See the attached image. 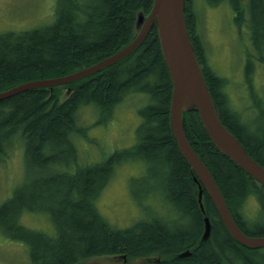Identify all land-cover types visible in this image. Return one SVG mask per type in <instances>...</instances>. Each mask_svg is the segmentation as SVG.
I'll list each match as a JSON object with an SVG mask.
<instances>
[{
	"label": "trees",
	"instance_id": "1",
	"mask_svg": "<svg viewBox=\"0 0 264 264\" xmlns=\"http://www.w3.org/2000/svg\"><path fill=\"white\" fill-rule=\"evenodd\" d=\"M192 1L184 3L188 34L220 120L264 167L263 116L257 114L247 122L234 110L226 93L227 81L206 64L205 48L196 31L197 15L190 8ZM224 1L236 12L235 25L240 28L245 21L250 32L256 54L246 51L243 83L254 95L248 81L256 74L257 65H264L260 46L264 40V0H250L244 9L239 0H207L209 5ZM151 6L152 0H56L49 25L0 34V90L67 75L114 54L134 37L137 14H148ZM72 16L77 22H72ZM59 88L70 92L59 99ZM133 90L149 100L138 111L141 123L134 145L99 163H81L73 142L84 131L77 122L78 109L90 105L99 116L97 123L106 125L115 106ZM170 95L171 84L153 25L134 53L92 76L0 100V162L9 159L16 145L23 147L26 174L25 181L0 205V233L24 247L30 264H80L101 256L124 259L121 264H234L233 258L242 264H264L261 250L239 246L228 236L204 190L201 202L212 227L209 240L197 241L203 228L198 187L170 133ZM253 98L258 109L255 95ZM182 124L192 149L219 184L232 218L246 235L264 237V187L215 149L196 112L184 113ZM143 154L164 165V173L153 178L159 184L152 183L149 197H160L164 214L170 215L162 216L141 203L142 219L117 228L100 214L96 201L115 167ZM249 196L259 207V222L249 225L256 227L252 232L241 211ZM34 212L46 217L48 229L38 231L21 224L24 214ZM186 219L192 220L190 225ZM219 232L223 243L214 248ZM185 250L190 254L179 257Z\"/></svg>",
	"mask_w": 264,
	"mask_h": 264
},
{
	"label": "rangeland",
	"instance_id": "2",
	"mask_svg": "<svg viewBox=\"0 0 264 264\" xmlns=\"http://www.w3.org/2000/svg\"><path fill=\"white\" fill-rule=\"evenodd\" d=\"M55 5L56 0H0V34L49 25L54 18ZM190 8L197 15L196 31L205 48L206 64L215 75L227 81L226 93L229 94L234 110L243 121L252 122L257 114H262L264 119V65H257L256 74L248 81L249 86L253 85L258 109L253 103L254 95L246 91L248 86L243 83L246 81V51L256 54L247 27L238 28L235 25L232 19L233 7L227 1L209 5L207 0H193ZM260 46L264 54V40L260 42ZM57 92L61 99L65 89L59 88ZM148 101L147 95L133 90L115 106L112 112L115 116L106 125L97 123L100 121L99 116L90 105L79 108L77 122L84 131L82 136L74 137L73 142L80 152L81 163H99L110 154L134 145L137 128L141 123L138 111ZM17 147L16 145L9 159L3 161L5 163L0 162V205L11 196L13 189L25 181L23 147ZM163 166V163H153L150 156L144 154L130 161L122 160L96 201L100 214L117 228H127L144 215L139 206L141 203L157 210L162 216H169L170 214H164L160 197H149L154 186L152 183L156 181L153 178L164 173ZM167 203L170 210L172 207ZM258 209L255 198L249 196L241 209L248 225L259 222ZM41 215L43 214L40 212L26 213L20 222L26 228L45 231L49 223ZM191 221L186 219L187 224L190 222L189 225ZM250 227L251 232L256 229L255 225ZM23 248L21 244L7 240L0 233V264H30ZM260 253L264 254V250ZM119 263H122V259L118 257L101 256L80 264Z\"/></svg>",
	"mask_w": 264,
	"mask_h": 264
},
{
	"label": "water",
	"instance_id": "3",
	"mask_svg": "<svg viewBox=\"0 0 264 264\" xmlns=\"http://www.w3.org/2000/svg\"><path fill=\"white\" fill-rule=\"evenodd\" d=\"M184 1L152 0L150 12L146 16L142 13L137 15L135 37L116 53L90 67L62 77L21 84L8 92L1 93L0 100L27 90L66 85L98 73L132 54L141 45L151 27L155 25L161 56L171 84L169 129L179 153L194 175L198 186L199 209L204 214L201 203L204 190L232 240L248 249H263L264 237L248 236L236 226L213 176L192 149L183 130V114L196 112L215 149L264 187V168L247 153L241 143L221 123L195 58L184 16ZM203 228L202 240H207L210 236V222L207 217L203 219Z\"/></svg>",
	"mask_w": 264,
	"mask_h": 264
},
{
	"label": "bare ground",
	"instance_id": "4",
	"mask_svg": "<svg viewBox=\"0 0 264 264\" xmlns=\"http://www.w3.org/2000/svg\"><path fill=\"white\" fill-rule=\"evenodd\" d=\"M72 22L73 23H75V21L77 20V18H75L74 16H72ZM86 21H88V20H86ZM77 22V21H76ZM97 63V62H96ZM95 64V63H94ZM94 64H92V65H94ZM92 65H89V66H87V67H90V66H92ZM87 67H83V68H81V69H78V70H76V71H74V72H77V71H79V70H82V69H85V68H87ZM73 72V73H74ZM63 76H65V75H63ZM89 76H92V75H89ZM89 76H87V77H89ZM58 77H62V76H58ZM87 77H85V78H87ZM52 78H57V77H52ZM44 79H50V78H43V79H37V80H32V81H38V80H44ZM82 79H84V78H82ZM82 79H79V80H76V81H74V82H77V81H80V80H82ZM28 82H31V81H28ZM28 82H24V83H21V84H25V83H28ZM74 82H72V83H74ZM21 84H17V85H14V86H11V87H6V88H3V90H0V94L1 93H5V92H8V91H10L11 89H13V88H16V87H18V86H20ZM69 84H71V83H69ZM67 85V84H66ZM53 87H59V86H53ZM45 88H52V87H45ZM37 89H40V88H37ZM32 90H34V89H32ZM27 91H29V90H27ZM23 92H25V91H23ZM21 93V92H20ZM14 95H16V94H14ZM14 95H11V96H8V97H5V98H3V99H1V100H5V99H7V98H10V97H12V96H14ZM153 100L156 102V98H154V96H153ZM155 104V103H154ZM169 105H170V102H169ZM115 116V114L114 113H112V115H111V118H110V120H113V117ZM228 118H229V120L231 121V122H233V120L228 116ZM109 120V121H110ZM222 123V122H221ZM222 125H223V123H222ZM224 126V125H223ZM252 126V125H251ZM225 127V126H224ZM226 128V127H225ZM252 128V127H251ZM262 144L264 145V141H262ZM203 162V161H202ZM257 162V161H256ZM204 163V162H203ZM258 163V162H257ZM259 164V163H258ZM205 165V164H204ZM206 166V165H205ZM237 166V165H236ZM262 166V165H261ZM238 167V166H237ZM263 167V166H262ZM264 168V167H263ZM213 179L215 180V178L213 177ZM193 180H194V175H193ZM195 181V180H194ZM216 181V180H215ZM216 184H217V186H218V188H219V190H220V192H221V194H222V196H224L223 195V193H222V191H221V189H220V187H219V184L217 183V181H216ZM197 202H198V200H197ZM212 204V203H211ZM212 206H213V204H212ZM214 207V206H213ZM215 209V208H214ZM233 217V216H232ZM233 220H234V222H235V224H236V226L240 229V226H239V224L235 221V219L233 218ZM222 224V223H221ZM210 225H211V222H210ZM248 225V224H247ZM211 227H212V225H211ZM222 227H223V229L225 230V228H224V226L222 225ZM247 227H249V229H251V227L248 225ZM241 230V229H240ZM226 231V230H225ZM203 232H204V228H202L201 229V231H200V233H199V235H198V239H197V241L199 242V243H204L205 241H207V240H209V239H207V240H202V236H203ZM226 233H227V231H226ZM225 233V234H226ZM228 234V233H227ZM222 233H218L217 234V240H216V242L217 243H215L214 242V248H218L217 246L219 245V244H222L223 242H222V240H221V238H222ZM228 236L230 237V235L228 234ZM231 238V237H230ZM232 239V238H231ZM219 242V243H218ZM197 243V242H196ZM198 244V243H197ZM226 249V248H225ZM213 250V249H212ZM226 252L225 253H227L228 254V251H227V249L225 250ZM188 254H190V251L189 250H185V251H183V252H181L180 254H179V257H185V256H187ZM229 255V254H228ZM233 260V262H234V264H242L241 263V260H236V258H233L232 259Z\"/></svg>",
	"mask_w": 264,
	"mask_h": 264
}]
</instances>
